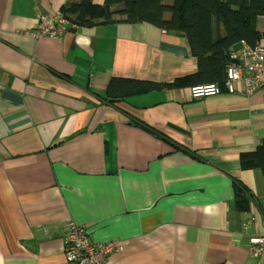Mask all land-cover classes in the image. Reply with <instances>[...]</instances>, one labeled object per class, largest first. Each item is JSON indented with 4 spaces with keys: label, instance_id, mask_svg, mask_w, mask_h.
I'll list each match as a JSON object with an SVG mask.
<instances>
[{
    "label": "crops",
    "instance_id": "crops-1",
    "mask_svg": "<svg viewBox=\"0 0 264 264\" xmlns=\"http://www.w3.org/2000/svg\"><path fill=\"white\" fill-rule=\"evenodd\" d=\"M77 1L0 0V264H67L69 219L122 243L106 264H256L241 222L263 213L264 173L240 156L264 146V88L111 98V77L171 82L196 58L185 37L145 22L31 34L39 15ZM255 33L264 45V14Z\"/></svg>",
    "mask_w": 264,
    "mask_h": 264
},
{
    "label": "trees",
    "instance_id": "trees-1",
    "mask_svg": "<svg viewBox=\"0 0 264 264\" xmlns=\"http://www.w3.org/2000/svg\"><path fill=\"white\" fill-rule=\"evenodd\" d=\"M59 11L68 21L83 26L145 22L186 38L196 58L194 73L163 83L111 77L105 94L115 98L160 87L212 82L223 86L231 52L241 47L242 40L250 46L258 42L255 25L264 14V0H103L102 4L79 0L61 6ZM240 165L260 168L264 173V146L241 154ZM234 191L235 203L245 210L246 195L236 184Z\"/></svg>",
    "mask_w": 264,
    "mask_h": 264
},
{
    "label": "built area",
    "instance_id": "built-area-1",
    "mask_svg": "<svg viewBox=\"0 0 264 264\" xmlns=\"http://www.w3.org/2000/svg\"><path fill=\"white\" fill-rule=\"evenodd\" d=\"M67 24L68 20L59 11L41 14L31 34L34 37L61 36L67 31ZM240 44L241 47L230 54L232 60L226 67L223 86L213 82L191 85L189 89L193 98L218 94L222 88L232 93L237 82L243 83L247 93L255 88H264V45L257 42L250 46L243 40ZM262 209L263 213H259V227L253 208L241 222L245 231L253 227V232H249L246 238V250L250 257L256 259V264H264V203ZM64 227L62 249L67 264H106L109 255L123 252V245L117 238L95 240L84 225L70 219L65 221ZM39 228L45 229L46 226L43 224Z\"/></svg>",
    "mask_w": 264,
    "mask_h": 264
},
{
    "label": "rangeland",
    "instance_id": "rangeland-1",
    "mask_svg": "<svg viewBox=\"0 0 264 264\" xmlns=\"http://www.w3.org/2000/svg\"><path fill=\"white\" fill-rule=\"evenodd\" d=\"M165 2H166V3H169V1H168V0H165Z\"/></svg>",
    "mask_w": 264,
    "mask_h": 264
}]
</instances>
